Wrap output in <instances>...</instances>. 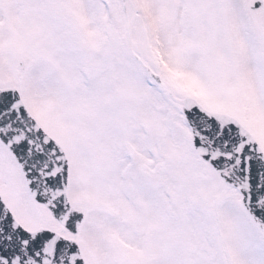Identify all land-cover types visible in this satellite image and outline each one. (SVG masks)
<instances>
[{"label": "snow or ice", "instance_id": "obj_1", "mask_svg": "<svg viewBox=\"0 0 264 264\" xmlns=\"http://www.w3.org/2000/svg\"><path fill=\"white\" fill-rule=\"evenodd\" d=\"M0 264H264V0H0Z\"/></svg>", "mask_w": 264, "mask_h": 264}]
</instances>
